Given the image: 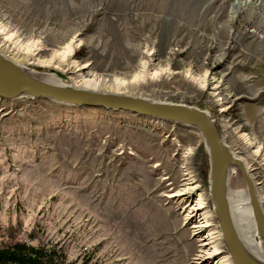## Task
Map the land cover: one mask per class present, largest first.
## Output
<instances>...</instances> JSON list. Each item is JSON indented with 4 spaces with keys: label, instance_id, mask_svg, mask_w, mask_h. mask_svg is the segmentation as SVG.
I'll list each match as a JSON object with an SVG mask.
<instances>
[{
    "label": "rangeland",
    "instance_id": "1",
    "mask_svg": "<svg viewBox=\"0 0 264 264\" xmlns=\"http://www.w3.org/2000/svg\"><path fill=\"white\" fill-rule=\"evenodd\" d=\"M0 21L39 40L43 60L77 36L73 60L109 82L141 58L160 64L161 77L135 81L131 95L208 110L264 206V0H0ZM26 66L81 84L66 61ZM185 69L221 83L204 88ZM209 169L201 134L182 124L0 98V264L2 251L23 264H196L197 237L170 194L191 172L222 239ZM242 182L232 189L246 193ZM220 251L214 262L230 258L224 241Z\"/></svg>",
    "mask_w": 264,
    "mask_h": 264
},
{
    "label": "water",
    "instance_id": "2",
    "mask_svg": "<svg viewBox=\"0 0 264 264\" xmlns=\"http://www.w3.org/2000/svg\"><path fill=\"white\" fill-rule=\"evenodd\" d=\"M21 96L81 107L127 111L155 120L182 124L198 131L208 149L210 197L231 261L233 264H264V206L256 182L250 176L245 162L234 154L233 149L224 140L216 119L208 110L183 103L158 101L145 96L98 92L77 88L68 83H51L0 52V98L13 100ZM236 170H239L241 180L246 183L257 227L256 238L262 243L263 257L255 255L248 249L232 217L229 180Z\"/></svg>",
    "mask_w": 264,
    "mask_h": 264
},
{
    "label": "bare ground",
    "instance_id": "3",
    "mask_svg": "<svg viewBox=\"0 0 264 264\" xmlns=\"http://www.w3.org/2000/svg\"><path fill=\"white\" fill-rule=\"evenodd\" d=\"M7 23L8 24H4L0 21V52L2 54L26 69H28L26 63H57V66L60 67L62 66V61H66L68 69H71V73L77 75L79 78L77 81H81L80 85H77V82L73 84V86L77 88L99 92L104 86L108 85L109 87H115V89L110 90L109 93L134 96L131 95L130 92L135 85V81L147 82L161 77L158 72L160 64H151L149 66L148 62L144 58H141L135 69L126 72L121 77L113 76L109 82L104 77H100L97 73L88 70L89 64H79L76 60H73V55L81 44V40H79L77 36H74L59 49L53 50L49 60L40 59L39 56L37 57L39 51L42 50L40 41L34 39L28 42L23 41L21 39V35L25 34L23 30L15 26H9L10 22ZM11 31L13 32L8 34ZM30 70L48 82L65 84V82L55 75H48L51 73H38L32 69ZM163 70L165 71V77L170 78L171 73L165 68H163ZM184 73L185 76L190 77L204 88L210 84L211 89H216L221 83L220 79L211 76V73L207 71L203 74H198L194 73L191 69H185ZM127 81H130L129 84L126 83ZM212 84L214 85L212 86ZM123 86H125V92L129 94L120 93V91L123 90ZM212 92L213 95L218 94L214 91ZM248 145L250 148L254 147V143H248ZM237 157L240 158L239 156ZM240 159L243 160L242 158ZM184 175H186V177L183 178L184 183L182 184V188L171 193L170 197L179 199L184 203V207L182 208L185 214L184 219L192 224V234L197 237L199 243V248L195 257L196 264H230L232 261H230L231 258L227 255L219 258L218 262H214L213 258L221 253L220 247L222 246L223 239H220L219 232L212 229V226H214L211 222L212 217L205 209L206 202H204V195L200 192V185L194 181L191 172L185 173ZM229 181L230 208L238 233L250 251L259 257H263L262 243L256 238L257 227L248 190L246 189L245 193L244 191H238V188L236 190L232 189L235 183L243 185L239 170L232 173Z\"/></svg>",
    "mask_w": 264,
    "mask_h": 264
},
{
    "label": "trees",
    "instance_id": "4",
    "mask_svg": "<svg viewBox=\"0 0 264 264\" xmlns=\"http://www.w3.org/2000/svg\"><path fill=\"white\" fill-rule=\"evenodd\" d=\"M2 253L6 256V264H23L26 261L25 258H18L17 251H2Z\"/></svg>",
    "mask_w": 264,
    "mask_h": 264
}]
</instances>
